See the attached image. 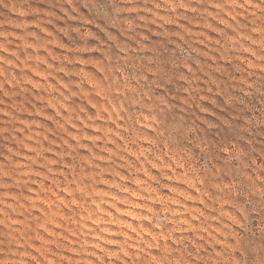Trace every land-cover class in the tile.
Instances as JSON below:
<instances>
[{
    "label": "rangeland",
    "instance_id": "1",
    "mask_svg": "<svg viewBox=\"0 0 264 264\" xmlns=\"http://www.w3.org/2000/svg\"><path fill=\"white\" fill-rule=\"evenodd\" d=\"M261 172L259 0H0V264L259 261Z\"/></svg>",
    "mask_w": 264,
    "mask_h": 264
},
{
    "label": "snow or ice",
    "instance_id": "2",
    "mask_svg": "<svg viewBox=\"0 0 264 264\" xmlns=\"http://www.w3.org/2000/svg\"><path fill=\"white\" fill-rule=\"evenodd\" d=\"M259 2L262 6H264V0H259ZM261 175L264 176V172H261ZM261 187L264 188V184H262ZM247 264H264V239L261 240V257L259 261H257L256 256L254 254L250 253V260L247 262Z\"/></svg>",
    "mask_w": 264,
    "mask_h": 264
}]
</instances>
